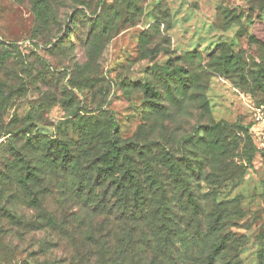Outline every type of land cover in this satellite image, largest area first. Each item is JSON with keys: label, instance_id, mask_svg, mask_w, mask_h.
Listing matches in <instances>:
<instances>
[{"label": "rangeland", "instance_id": "374dc122", "mask_svg": "<svg viewBox=\"0 0 264 264\" xmlns=\"http://www.w3.org/2000/svg\"><path fill=\"white\" fill-rule=\"evenodd\" d=\"M101 7L104 35L89 41L88 18L70 24L65 8L56 19H67L61 31L36 41L29 3L0 0V168L12 132L31 126L73 140L77 151L72 113L103 111L99 118L113 122L121 142L157 141L146 148L151 157L165 149L196 163L199 175H183L194 184L190 210L238 239V264H259L264 155L247 127L249 103L264 102V0H102L97 14ZM215 139L225 140L223 152L207 147ZM155 167L168 189L173 169ZM41 198L32 203L24 189L0 181V264H65L43 231Z\"/></svg>", "mask_w": 264, "mask_h": 264}, {"label": "trees", "instance_id": "16d2710c", "mask_svg": "<svg viewBox=\"0 0 264 264\" xmlns=\"http://www.w3.org/2000/svg\"><path fill=\"white\" fill-rule=\"evenodd\" d=\"M15 1L28 2L31 6L35 16L32 36L36 41L52 36L56 29L61 31L67 19L62 23L56 19L65 8L67 11L63 14L70 17V24L80 15L88 18L91 24L89 41L94 35L105 34L102 7L97 14L102 0ZM55 36L57 42L53 45L58 49L64 43V36L60 33ZM1 58L6 59L5 56ZM227 61L225 58L224 63ZM89 113L81 115L78 110L72 113L73 129L82 140L77 151L73 140L58 139L31 126L15 133L8 132L11 133L8 136L10 144L4 147L5 159L0 168V181L4 185L24 189L32 203H39L42 197L41 204L35 206L41 210L39 217L48 239L54 237L55 246L62 249V262L217 264L221 258L225 264H238L235 243L238 239L222 232L223 225L217 219L203 222L200 212L193 213L189 208L190 202L195 203L192 200L195 192L187 186L194 184L187 185L183 175L187 170L199 175L196 163L185 158L176 160L165 149L153 158L147 150L159 146L157 141L123 143L113 122H103L99 118L103 111ZM220 127L221 124H215L212 130L218 131ZM250 127L251 122L247 128ZM224 141L212 140L207 147L223 152ZM20 143L22 146L17 145ZM257 150L264 155L258 147ZM142 155L147 157L138 164ZM158 163L173 169V185L168 189L163 176L156 170ZM171 198H175L172 203L169 202ZM10 215L17 216L12 212ZM197 216L199 219L195 222L193 218ZM258 260L259 264H264V246L258 253Z\"/></svg>", "mask_w": 264, "mask_h": 264}, {"label": "built area", "instance_id": "2783aa9c", "mask_svg": "<svg viewBox=\"0 0 264 264\" xmlns=\"http://www.w3.org/2000/svg\"><path fill=\"white\" fill-rule=\"evenodd\" d=\"M251 113V132L253 133L257 147L264 153V103H249Z\"/></svg>", "mask_w": 264, "mask_h": 264}]
</instances>
